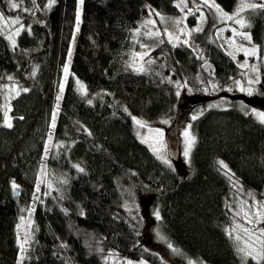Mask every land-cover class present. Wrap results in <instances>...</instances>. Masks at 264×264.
Segmentation results:
<instances>
[{
	"label": "trees",
	"instance_id": "obj_1",
	"mask_svg": "<svg viewBox=\"0 0 264 264\" xmlns=\"http://www.w3.org/2000/svg\"><path fill=\"white\" fill-rule=\"evenodd\" d=\"M214 1L232 11L242 0ZM7 3L18 4L22 30L14 42L0 31V264H107L114 253L163 264L166 251L163 258L148 249L142 222L125 209L140 195L147 196L156 244L158 231L190 260L243 264L227 229L228 205L233 183L264 203V123L239 103L204 110L192 122L195 146L181 175L138 138L134 121L173 118L179 82L198 89L199 81L238 77L231 57L208 41L216 10L207 9L194 36L200 55L163 37L137 69L134 38L151 12L177 16L189 4L82 0L79 19L78 0H0V12ZM243 15L262 58L257 95L264 100V7ZM28 213L31 230L22 244L19 223Z\"/></svg>",
	"mask_w": 264,
	"mask_h": 264
},
{
	"label": "rangeland",
	"instance_id": "obj_2",
	"mask_svg": "<svg viewBox=\"0 0 264 264\" xmlns=\"http://www.w3.org/2000/svg\"><path fill=\"white\" fill-rule=\"evenodd\" d=\"M199 1L197 3H190L187 0H183L184 5L189 4V7L177 16L170 17L153 10L151 16L145 21L143 26L136 31L134 40L136 41L137 48L132 51V64L137 69H143V66L149 60V54L154 47L162 43L163 37L173 46L190 47V44L195 42L194 35L197 33L198 27L206 19L207 9L214 8L218 14L217 23L215 27L213 24L214 34L208 33V41L215 42L219 48L228 53L241 71L238 77L235 76L229 82L228 89L219 84L209 85L201 81H199L198 85L200 88L194 89L185 82H179L176 91L177 108L180 109L187 105L189 101H192V104L195 105L192 111V119H195L198 117L197 113L199 110L209 109L206 104L208 98L215 100L218 96L217 94H219L222 96L220 99L224 100L223 103H226L224 97L228 98L227 94L232 93L236 97L235 102L239 103L242 109L252 111L253 117L261 121L260 116L264 114V100L257 97L256 86L261 80L259 72L261 65L258 63L262 61V58L258 61L256 57L257 46L249 33L248 21L243 15V11L247 8L264 7V0H242L240 1L239 7L232 11L223 10L214 0ZM13 4L16 5L15 8L12 7ZM252 5H256V7H252ZM17 8V3H12L11 5L7 3L6 11L0 12V31L6 34L12 42L15 41L17 35L22 30V24L19 18L14 15L17 12ZM81 14L82 0H78L77 15L79 19H81ZM195 15L199 22L191 25L189 17L194 16L195 18ZM237 21H243V26ZM75 41L76 35L73 39L74 43ZM72 54L73 50L70 51L69 60L72 58ZM199 58L202 59L203 56ZM168 61L167 56H163L162 62L168 65ZM69 74L70 69L68 67L66 76L61 84V89L57 92L59 101L62 98L64 84ZM226 90L228 91L225 92ZM219 106L223 107L224 105ZM174 119L175 115L173 119L166 118L154 121L134 117L138 134H143L140 140L144 143L146 141L148 147L159 159L165 160L168 158L164 137L166 130H169L170 126L173 125ZM137 121L144 126L141 127ZM186 131L194 139L187 156L185 155L187 148ZM179 134L181 137V155L180 161L176 164L175 169L183 175L186 173L188 166L187 160L189 161L191 152L195 146V135L189 120L186 122L185 127L179 131ZM224 172L226 173L225 169ZM44 173L45 170H42L41 175L44 176ZM233 184V195L229 203L230 205H228L229 216L232 218V222L227 227L228 232L231 234L234 242L240 247V256L243 259V264H262L264 263V243H262L264 242V203L260 204L254 198H251L250 195L245 194L237 184ZM146 197L145 195H140L135 202L125 203V209L133 219L137 218L138 222H142L141 238L147 240L148 249L152 253H158L161 257L162 253L160 250H165V260L167 259L168 261L163 260V264H205L185 258L182 254L180 255L174 246L171 245L169 247L170 244L166 242L165 238L158 231H156L155 236L159 238V241L157 240L159 245L155 243L153 237L151 239V231L149 230V226L152 225L150 222L151 217L149 218L145 215L144 208V198ZM31 223L32 213H28L20 219L19 238L22 244H27ZM245 229H247V232ZM107 264H149V262L144 259L135 260L129 257L126 259L114 253L107 258Z\"/></svg>",
	"mask_w": 264,
	"mask_h": 264
},
{
	"label": "bare ground",
	"instance_id": "obj_3",
	"mask_svg": "<svg viewBox=\"0 0 264 264\" xmlns=\"http://www.w3.org/2000/svg\"><path fill=\"white\" fill-rule=\"evenodd\" d=\"M197 18H196V15H195V18H194V23H193V25H195L196 23H198L199 22V20H197ZM196 35V34H195ZM194 35V36H195ZM200 53H201V50L200 49H198L197 51H196V54L197 55H200ZM132 54L133 53H131V63H132ZM133 65V64H132ZM186 83V82H185ZM214 84V83H213ZM216 84H219L220 86H223L224 88H227L228 89V84L227 83H225V84H220V83H215V85ZM187 85H188V83H187ZM218 86V85H217ZM228 90H226L225 92H227ZM224 92V93H225ZM177 94V93H176ZM218 96H217V98H215V101H214V99H209L208 98V100H207V105H208V107H209V109H213V108H217V109H225V108H228V107H230V106H233V104L234 103H236L235 102V96H233L232 95V93L230 94V93H228L227 94V96H228V98H226V97H224L225 98V102L226 103H220V95L219 94H217ZM189 103H191L192 104V101H189L188 102V104ZM187 104V105H188ZM187 105H185V106H187ZM193 105V104H192ZM219 105H224L223 107H220ZM177 106H178V102H177V105H176V113L181 109H179V108H177ZM184 106V107H185ZM184 107H182V108H184ZM192 108L190 109V111L188 112V114H187V116H186V120H185V122L180 126V128H179V131L183 128V127H185V124H186V122L189 120V122H191V124H192V122L195 120V119H192V117H193V114H192ZM203 112H204V110H199V112L197 113V116L198 117H200L202 114H203ZM252 115H253V113H252V111H249ZM174 116V115H173ZM254 118H256V117H254ZM162 119H166V118H162ZM171 119V118H170ZM257 120V119H256ZM259 121V120H258ZM259 122H261V121H259ZM261 123H263V122H261ZM172 124H174V122L172 123ZM173 125H171L170 126V128L172 127ZM168 128V127H167ZM169 128V129H170ZM167 131L168 130H166V132H165V137H164V140H165V143H166V146H167V142H166V133H167ZM139 137V139L143 136V134L142 135H138ZM145 143L146 144H148L146 141H145ZM180 154H181V151H180ZM167 155H168V152H167ZM46 155H45V157L43 158V160H42V163L44 164L45 163V161H46ZM220 168V170H222V172H224V169L223 168H221V167H219ZM225 173V172H224ZM225 175V174H224ZM226 176V175H225ZM43 176L41 175L40 177H39V180H43ZM148 227V226H147ZM149 229H152V226H149ZM156 247H158V246H156ZM157 249H159V248H157ZM161 252V251H160ZM162 253V252H161ZM119 257H123L122 256V254H120L119 255ZM162 257L164 258V253H162ZM167 260V259H166ZM165 259H164V261H166ZM168 261V260H167ZM149 264H154L153 262H149Z\"/></svg>",
	"mask_w": 264,
	"mask_h": 264
},
{
	"label": "water",
	"instance_id": "obj_4",
	"mask_svg": "<svg viewBox=\"0 0 264 264\" xmlns=\"http://www.w3.org/2000/svg\"><path fill=\"white\" fill-rule=\"evenodd\" d=\"M192 46L196 49L197 47L195 44ZM192 104L189 103L184 108H181L176 115L175 122L173 126L167 131L166 133V142H167V152L169 157L177 163L180 159V135H179V128L185 122L186 116L190 109L192 108ZM17 193V191H16Z\"/></svg>",
	"mask_w": 264,
	"mask_h": 264
},
{
	"label": "snow or ice",
	"instance_id": "obj_5",
	"mask_svg": "<svg viewBox=\"0 0 264 264\" xmlns=\"http://www.w3.org/2000/svg\"><path fill=\"white\" fill-rule=\"evenodd\" d=\"M12 7L15 8L16 5L13 4ZM252 7H256V5H252ZM229 18L231 19V17H229ZM237 22L240 23L241 26H243V21H237ZM64 71L67 72V68H65ZM81 87H83V86H81ZM260 119H261V122H264V114H261ZM137 123L140 124L139 121H137ZM8 126L11 127L10 124ZM140 126L143 127L144 125L143 124H140ZM185 137L187 139V148L185 150V155L187 156L188 155V152L191 149L192 143L194 142V139L192 137H190V135H189V133L187 131L185 132ZM157 217L159 218L158 213H157ZM245 231L247 232V229H245ZM262 243H264V242H262ZM169 247H171V245H169Z\"/></svg>",
	"mask_w": 264,
	"mask_h": 264
},
{
	"label": "flooded vegetation",
	"instance_id": "obj_6",
	"mask_svg": "<svg viewBox=\"0 0 264 264\" xmlns=\"http://www.w3.org/2000/svg\"><path fill=\"white\" fill-rule=\"evenodd\" d=\"M228 54V53H227ZM229 55V54H228ZM232 59V58H231ZM233 60V59H232ZM234 63H235V61H233ZM207 65H212L211 63H207ZM252 65V64H251ZM235 66L237 67V64L235 63ZM211 68V67H210ZM234 77L235 76H231L228 80H225V81H220L219 83L220 84H225V83H227V84H229V82L232 80V79H234ZM202 82V81H201ZM260 82V81H259ZM259 82H258V84H259ZM188 85H189V83H188ZM190 86V85H189ZM191 87V86H190ZM257 97H259L258 95H257ZM260 98V97H259ZM261 99V98H260ZM195 107V105L193 104V106H192V110H193V108Z\"/></svg>",
	"mask_w": 264,
	"mask_h": 264
}]
</instances>
